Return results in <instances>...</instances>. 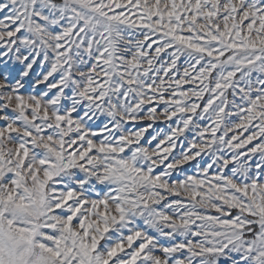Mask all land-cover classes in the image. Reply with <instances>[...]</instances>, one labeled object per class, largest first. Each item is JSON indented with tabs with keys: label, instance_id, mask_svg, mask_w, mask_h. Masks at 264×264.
Here are the masks:
<instances>
[{
	"label": "snow or ice",
	"instance_id": "1",
	"mask_svg": "<svg viewBox=\"0 0 264 264\" xmlns=\"http://www.w3.org/2000/svg\"><path fill=\"white\" fill-rule=\"evenodd\" d=\"M0 264H264V0H0Z\"/></svg>",
	"mask_w": 264,
	"mask_h": 264
}]
</instances>
